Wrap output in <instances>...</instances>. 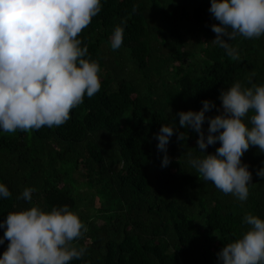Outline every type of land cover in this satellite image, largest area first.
<instances>
[{
	"label": "trees",
	"instance_id": "obj_1",
	"mask_svg": "<svg viewBox=\"0 0 264 264\" xmlns=\"http://www.w3.org/2000/svg\"><path fill=\"white\" fill-rule=\"evenodd\" d=\"M101 5L78 37L100 64L99 92L85 95L59 127L0 130V183L12 194L0 197V223L7 213L33 205L45 211L67 205L88 229L74 242L86 248L85 255L70 264H221L217 253L248 228L243 217L264 219V177L256 175L264 152L250 146L241 157L252 174L248 198L241 202L188 163V153L204 154L198 134L181 128L176 113L199 111L209 100L216 107L205 116L213 117L222 111V89L237 81L247 86L251 72L255 83H264V35L229 41L239 52L234 61L211 42V25L218 22L208 11L210 0ZM118 25L123 43L113 50ZM170 123V163L161 167L164 153L157 150L155 134ZM202 127L207 134V119ZM177 132L185 134L183 140ZM219 146L209 145L205 154ZM26 187L36 189L31 203L17 199ZM8 243H0V256Z\"/></svg>",
	"mask_w": 264,
	"mask_h": 264
},
{
	"label": "clouds",
	"instance_id": "obj_2",
	"mask_svg": "<svg viewBox=\"0 0 264 264\" xmlns=\"http://www.w3.org/2000/svg\"><path fill=\"white\" fill-rule=\"evenodd\" d=\"M101 7V0H0V130L14 134L59 127L85 95L92 98L99 92L100 64L89 58L88 45L82 46L78 37ZM208 11L218 22L211 25L216 34L211 42L234 61L240 56L229 41L264 35V0H210ZM123 34V27L116 26L110 41L113 50L121 47ZM254 76L249 74L247 86L237 81L220 91L218 115L205 116L216 107L209 100L202 101L199 111L176 113L181 128L198 134L196 144L204 154L188 153V163L203 180L241 202L247 200L252 180L241 157L250 146L264 152V83H255ZM206 119L207 134L202 127ZM174 129L173 123L162 124L155 134L157 150L164 153L161 167L170 163L167 145ZM184 136L177 132L178 140ZM217 141L215 153L205 154ZM256 175L264 177V167ZM35 191L26 187L17 199L31 203ZM11 195L0 183V197ZM243 223L247 230L217 253L221 264H264V219L248 213ZM0 227L5 228L0 243L9 242L0 264H70L86 253L74 242L88 229L67 205L50 211L33 205L9 212Z\"/></svg>",
	"mask_w": 264,
	"mask_h": 264
}]
</instances>
